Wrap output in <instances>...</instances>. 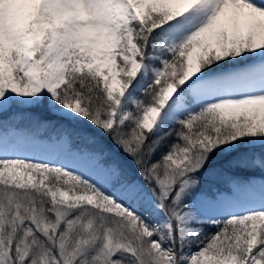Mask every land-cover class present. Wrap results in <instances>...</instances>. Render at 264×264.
Listing matches in <instances>:
<instances>
[{
    "label": "snow or ice",
    "instance_id": "snow-or-ice-1",
    "mask_svg": "<svg viewBox=\"0 0 264 264\" xmlns=\"http://www.w3.org/2000/svg\"><path fill=\"white\" fill-rule=\"evenodd\" d=\"M0 264H264V0H0Z\"/></svg>",
    "mask_w": 264,
    "mask_h": 264
}]
</instances>
